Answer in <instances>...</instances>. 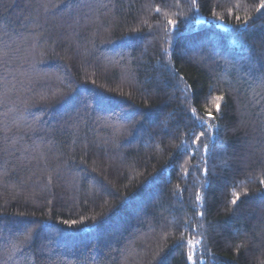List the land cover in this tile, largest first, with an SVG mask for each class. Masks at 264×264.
Here are the masks:
<instances>
[{
	"label": "trees",
	"instance_id": "trees-1",
	"mask_svg": "<svg viewBox=\"0 0 264 264\" xmlns=\"http://www.w3.org/2000/svg\"><path fill=\"white\" fill-rule=\"evenodd\" d=\"M260 3L0 0V264H188L179 243L199 233L198 264H264ZM217 95L205 181L187 134Z\"/></svg>",
	"mask_w": 264,
	"mask_h": 264
},
{
	"label": "snow or ice",
	"instance_id": "snow-or-ice-1",
	"mask_svg": "<svg viewBox=\"0 0 264 264\" xmlns=\"http://www.w3.org/2000/svg\"><path fill=\"white\" fill-rule=\"evenodd\" d=\"M196 6V0H191V7L195 8ZM261 9H264V0H261V3L257 6L256 11L259 12ZM45 11H47V8H45ZM155 12L159 13L161 12V8L160 7H156L154 9ZM230 14H231V10H229ZM237 22L239 23L241 18L239 15H237L236 17ZM216 20L220 21L221 23H223V18L220 16H216L215 17ZM248 23L247 20L243 21V24L246 26ZM177 25V21L175 19L172 18H167L166 19V26H164V33L167 35L169 33L170 30L175 29ZM132 33H137L138 30L133 28L131 29ZM121 39L125 40V41H129L130 39H132L131 36L129 35H125L122 36ZM8 47H10V45H8ZM167 51V50H165ZM7 56V53H5V57ZM0 62H2L5 65V70L7 71V61L4 57H0ZM180 80H183V77H180ZM6 81V78L0 79V83H3ZM258 81L260 82V84L262 86H264V73L259 74L258 76ZM185 91H187V88H185ZM74 99V98H73ZM224 95H217L214 97L215 100V104H214V112L212 110H207L205 116L200 117L196 114V110L195 108L192 109V113H193V129L191 131L188 132L187 136L188 139L191 142V145H197L198 148H200V146H202V156H201V160L204 163V168H203V172L202 175L205 178L209 175V170L207 167V164L209 162V158L212 154V151L215 149L216 147V140L218 139V135H209V133L212 132V130L215 128L216 132L218 134L219 131V126L218 124H214L211 122L217 121L221 118L222 115V104L224 102ZM111 101L107 100V98H97L96 103L97 106L102 107L104 104L106 103H110ZM65 103L67 105H71L73 103V100H68L65 101ZM85 104V110H87V108L91 107L90 104H87V102H83ZM78 111V109H77ZM39 118L37 117V120ZM205 125H207L205 127ZM79 128V125H77V129ZM196 130H198L199 134H196ZM185 141H181V145H184ZM220 147H223L222 145ZM178 149H180V145L177 146ZM184 154L185 155H191V151L185 147L184 149ZM200 166L197 165V170L199 171ZM260 188L262 191V195H264V179L260 180ZM244 195L247 196L248 193L247 191L244 192ZM232 199L230 201V203L232 205H237V202L240 200V194L237 192H233L232 193ZM202 199V194L201 191L197 190L195 192V203L199 204L201 202ZM197 215L203 216V212H199L197 213ZM63 223L65 225H67L68 227H73L76 225V221L75 220H64ZM185 224H188V221H185ZM200 227H203V225H200ZM38 229H40V225L39 224H34L30 227H26L25 229L17 232L15 234V236L10 239L8 241V245L7 248L9 249V259H11L13 256H15V254L17 252H20L22 249L24 248H30L35 236L38 235ZM193 231L195 232V230L193 229ZM200 236V239H197L196 235H193L192 239L188 240V241H184L183 238H181V241L179 243L180 247H187V249H189V251L187 252V262L188 264H198L197 260H196V249L197 247H202L203 246V233H199L197 234ZM195 241V242H194ZM46 247V245H44L41 249V251H43V248ZM199 264H202V261L199 262Z\"/></svg>",
	"mask_w": 264,
	"mask_h": 264
}]
</instances>
